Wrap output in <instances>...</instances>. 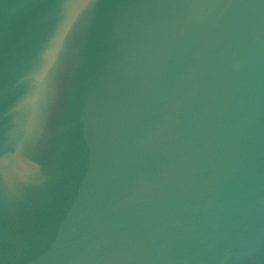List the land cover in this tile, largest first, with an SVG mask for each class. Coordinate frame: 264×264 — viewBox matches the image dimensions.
I'll use <instances>...</instances> for the list:
<instances>
[{"label":"water","instance_id":"water-1","mask_svg":"<svg viewBox=\"0 0 264 264\" xmlns=\"http://www.w3.org/2000/svg\"><path fill=\"white\" fill-rule=\"evenodd\" d=\"M0 264H264V0H0Z\"/></svg>","mask_w":264,"mask_h":264}]
</instances>
